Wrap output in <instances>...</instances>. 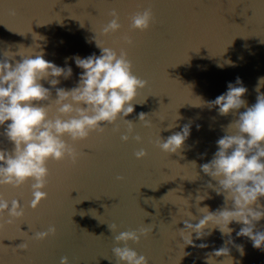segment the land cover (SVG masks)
Returning <instances> with one entry per match:
<instances>
[{
  "label": "water",
  "instance_id": "obj_1",
  "mask_svg": "<svg viewBox=\"0 0 264 264\" xmlns=\"http://www.w3.org/2000/svg\"><path fill=\"white\" fill-rule=\"evenodd\" d=\"M149 7L155 22L144 32L131 29L129 17ZM113 9L122 27L109 36L100 35L113 19ZM12 10L16 15H10ZM95 35L107 47L124 48L133 74L148 82L133 101L134 112L125 118L133 122L134 131L127 142L122 141L127 125L118 119L84 141L64 137L79 157L75 164L70 159L47 162L49 176L43 189L47 199L35 210L29 207L32 181L19 189L0 187L9 204L16 199L25 209L23 217L0 231V264H60L65 256L69 264H118L112 250L124 245H117L115 236L141 227L152 232L139 244L129 241L128 246L147 257L148 264H206V254L224 246L229 237L218 229L202 240H195L193 233L194 243L209 247L187 246L184 251L191 255L182 257L179 229L185 220L199 222L197 196L206 197L199 207L207 205L212 212L225 205L224 196L207 187L217 181L200 166L211 161L216 141L239 113L221 116L216 108L198 106L199 98L215 100L239 77L248 89L243 99L248 106L256 103L254 89L258 78L264 77V0H0V59L5 51L21 50L25 55L42 51L45 60L73 70L72 77H61L57 87L77 86L82 70L73 57L100 55ZM125 37L133 41L132 46ZM21 59L16 55L10 63ZM41 83L55 99V88L47 81ZM141 112L152 127L145 128L139 121ZM54 113L53 105L50 116ZM171 124L177 126L164 131ZM186 124L190 135L179 154L168 155L156 146L159 136L166 140ZM3 133L0 127V149L11 151L14 145ZM135 135L142 142H136ZM141 149L147 156L137 159L135 152ZM259 203L264 205V197ZM188 211L197 219L190 220ZM112 224L117 225L116 232L110 230ZM50 226H55V236L33 239L35 232ZM230 227L235 229L231 239L245 251L241 256L228 245L233 264H264V251L255 249L250 239L236 236L242 225ZM254 231H264V219ZM22 243L28 245L26 251L18 247Z\"/></svg>",
  "mask_w": 264,
  "mask_h": 264
},
{
  "label": "clouds",
  "instance_id": "obj_2",
  "mask_svg": "<svg viewBox=\"0 0 264 264\" xmlns=\"http://www.w3.org/2000/svg\"><path fill=\"white\" fill-rule=\"evenodd\" d=\"M10 15H16L15 10L10 11ZM110 15L113 19L102 28L100 35L109 36L121 29L118 12L113 9ZM129 20L130 28L141 32L147 31L155 22L151 7L135 12ZM94 40L100 55L93 53L86 58L73 57L82 72L77 86L71 89L57 85L61 77L65 80L72 77V68L59 67L45 60L42 51H34L30 55H25L21 50L18 53L5 51L4 58L0 59V127L4 128L3 134L14 145L11 151L0 149V187L19 189L32 181L29 207L33 210L47 199V193L43 190L49 176L47 162L50 159L56 162L70 159L73 164L77 162L79 153L64 137H69L72 142L84 141L92 132L103 133V125L114 124L118 119H123L127 125L128 134L121 136L122 141L127 142L134 131L133 122L125 118L134 112L133 101L148 82L133 74L132 61L124 48L117 50L107 47L97 40L96 35ZM125 42L133 45L130 38L125 37ZM16 55L22 59L10 63ZM225 63L231 64V61ZM42 81L55 88V99H52L50 88L44 87ZM261 87H264V77L258 78L254 89L258 95L256 103L251 106L243 99L248 89L239 77L235 84L229 83L227 91L215 100L203 101L199 98L198 106L216 108L221 116L239 114L226 127V134L216 141L217 151L211 161L200 166L205 175L217 181L216 185L209 183L207 187L217 195H223L225 205L212 212L207 205L199 207L205 196L196 197L197 211L202 216L195 224L185 220L184 228L179 229L183 239L182 257L191 255L184 251L187 246L200 249L209 247L205 243H194L193 233L195 240H202L211 235L212 230L218 229L222 236L226 235L229 239L224 246L206 254V264H233L234 258L228 245L235 247L241 256L245 255L243 245L235 244L231 239L235 231L230 227L233 223L242 225L236 232L237 237L250 239L255 249L264 251V231H254L257 223L264 219V205L259 203L260 198L264 197V93H260ZM53 105L55 113L50 116ZM241 108L246 110L239 112ZM179 118L176 115L175 120ZM139 121L145 128L152 127L151 120L143 112L139 114ZM176 126L168 125L164 131ZM232 130H235V134H230ZM189 135L190 125L186 124L166 140L159 136L155 144L168 155L179 154ZM133 139L142 142L140 135H135ZM146 156L144 149L135 152L137 159ZM191 164L196 167L194 161ZM117 179L123 180L124 177L118 176ZM5 213L8 219H5ZM24 215L25 209L18 200L13 199L9 204L0 195V231L4 230L6 224ZM187 215L190 220L197 219L189 211ZM109 228L112 232L117 231L116 224ZM205 229L209 231L205 232ZM56 231L55 226H50L46 231L35 232L33 239L43 241L50 235L55 236ZM151 232V228L141 227L116 235V244L124 245L112 250L118 264H148L147 257L130 248L128 242L139 244L141 237H147ZM18 247L26 251L28 245L22 243ZM220 257L224 259L218 261ZM60 264H69L68 257H61Z\"/></svg>",
  "mask_w": 264,
  "mask_h": 264
}]
</instances>
